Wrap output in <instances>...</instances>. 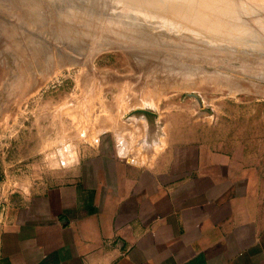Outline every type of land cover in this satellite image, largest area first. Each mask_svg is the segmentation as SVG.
Returning <instances> with one entry per match:
<instances>
[{
  "label": "rangeland",
  "instance_id": "1",
  "mask_svg": "<svg viewBox=\"0 0 264 264\" xmlns=\"http://www.w3.org/2000/svg\"><path fill=\"white\" fill-rule=\"evenodd\" d=\"M25 1L0 0V218L116 130L143 155L234 150L264 179V0Z\"/></svg>",
  "mask_w": 264,
  "mask_h": 264
},
{
  "label": "crops",
  "instance_id": "2",
  "mask_svg": "<svg viewBox=\"0 0 264 264\" xmlns=\"http://www.w3.org/2000/svg\"><path fill=\"white\" fill-rule=\"evenodd\" d=\"M104 135L67 182L6 202L0 264H264L251 163L201 144L143 155L119 130Z\"/></svg>",
  "mask_w": 264,
  "mask_h": 264
},
{
  "label": "bare ground",
  "instance_id": "3",
  "mask_svg": "<svg viewBox=\"0 0 264 264\" xmlns=\"http://www.w3.org/2000/svg\"><path fill=\"white\" fill-rule=\"evenodd\" d=\"M26 1H27V0H26ZM26 1H25V2H26ZM249 2H250V1H249ZM249 2H247V3H249ZM256 2H257V1H256ZM26 3H28V2H26ZM254 3H255V2H254ZM28 4H30V3H28ZM250 5H251V4H250ZM253 5H254V4H253ZM28 6H29V5H28ZM255 6H257L256 3H255ZM260 6H261V5H260ZM86 9H87V8H86ZM84 10H85V9H84ZM90 10H91V9H90ZM70 11H71V10H70ZM75 11H76V10H75ZM92 12H93V11H92ZM81 13H82V12H81ZM75 15H76V14H75ZM82 15H83V14H82ZM85 15H86V14H85ZM76 16H77V15H76ZM86 16H87V15H86ZM91 17H92V15H91ZM94 17H95V15H94ZM92 18H93V17H92ZM94 19H95V18H94ZM101 19H102V18H101ZM97 20H98V19H97ZM99 20H100V19H99ZM246 20H247V19H246ZM246 20H245V21H246ZM260 31H262V30L260 29Z\"/></svg>",
  "mask_w": 264,
  "mask_h": 264
},
{
  "label": "water",
  "instance_id": "4",
  "mask_svg": "<svg viewBox=\"0 0 264 264\" xmlns=\"http://www.w3.org/2000/svg\"><path fill=\"white\" fill-rule=\"evenodd\" d=\"M146 114V113H145ZM132 116H134V117H139V116H142L141 114H132ZM143 116H145L146 118H150V116L149 115H143Z\"/></svg>",
  "mask_w": 264,
  "mask_h": 264
}]
</instances>
